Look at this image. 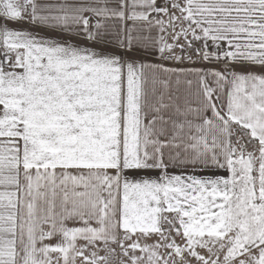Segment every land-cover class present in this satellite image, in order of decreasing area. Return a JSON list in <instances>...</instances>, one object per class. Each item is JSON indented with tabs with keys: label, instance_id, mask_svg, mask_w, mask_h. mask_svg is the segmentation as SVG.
<instances>
[{
	"label": "snow or ice",
	"instance_id": "obj_1",
	"mask_svg": "<svg viewBox=\"0 0 264 264\" xmlns=\"http://www.w3.org/2000/svg\"><path fill=\"white\" fill-rule=\"evenodd\" d=\"M0 264H264V0H0Z\"/></svg>",
	"mask_w": 264,
	"mask_h": 264
}]
</instances>
